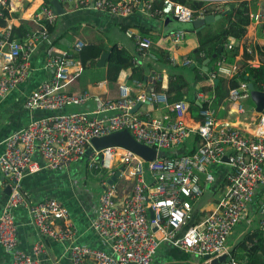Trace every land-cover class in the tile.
Returning a JSON list of instances; mask_svg holds the SVG:
<instances>
[{
  "label": "built area",
  "instance_id": "obj_1",
  "mask_svg": "<svg viewBox=\"0 0 264 264\" xmlns=\"http://www.w3.org/2000/svg\"><path fill=\"white\" fill-rule=\"evenodd\" d=\"M23 1L0 0V21L12 19L20 8L17 4ZM60 1L78 9H94L119 18L135 14L153 20L172 17L184 24L208 16H222L231 6L235 8L246 3L251 23L264 24V0ZM58 18L51 3L47 5L44 0L28 19L38 27L25 40L12 38V29L0 26V105L30 79L31 54L37 46L45 41L50 43L46 69L51 78L33 91L24 104L27 110L43 111L46 116L12 133L0 155V171L10 189L0 218V247L12 256L9 264H48L45 260L48 242H70L72 264H153L163 244H171L197 258L228 254V240L233 230L246 220L257 191L264 189V113L256 117L252 135L234 124L220 123L213 109H204L201 112L203 123L196 129H189L184 122L190 110L189 103L171 104L163 92L154 88L134 98L131 89L122 84L118 99L93 96L90 91L69 92L65 89L83 70L76 55H80L85 46L77 43L75 55L52 44L48 26L54 25ZM126 34L136 43L137 51L146 56L153 46L152 39L132 30ZM174 37L183 40L185 34L176 33ZM236 45L237 40L230 37L225 50L232 51ZM192 63L185 58L178 64L190 66ZM258 64L250 62L251 67H258ZM140 65L137 61L136 66ZM217 67L218 75L229 80L227 100L237 106V113H244L241 100L251 95L248 83L239 79L241 70L226 63L224 58ZM135 85H140L139 81ZM90 101L95 103L91 112L69 111ZM139 102L143 105L163 104L175 118L169 116L163 121L153 118L150 113H132ZM123 130L130 131L137 142L158 153L166 152L167 156L146 162L118 147L94 151L98 159L94 168L102 173L107 171L109 178L102 182L104 192L93 229L110 247V252L75 244L76 230L68 208L56 199L30 203L24 192V180L42 170L58 171L74 165L92 148L93 139ZM193 134H198L202 140L197 150L169 156L168 151H175ZM37 154L42 165L35 160ZM225 157L230 166L223 174L227 182L225 193L202 221L187 227L179 235L193 216L194 204L217 182L214 169L224 165ZM117 162L127 166L118 171L124 180L127 169L132 170L134 178L133 188L123 199L120 198V184H115L116 181L110 184L118 173L115 171ZM259 204L258 210L263 217L259 228L264 230V194ZM24 207L40 236V242L31 253L20 249L16 212ZM227 264L247 263L231 259Z\"/></svg>",
  "mask_w": 264,
  "mask_h": 264
},
{
  "label": "crops",
  "instance_id": "obj_2",
  "mask_svg": "<svg viewBox=\"0 0 264 264\" xmlns=\"http://www.w3.org/2000/svg\"><path fill=\"white\" fill-rule=\"evenodd\" d=\"M42 1L44 0H24L22 3H18L17 6L20 8L14 14H17L19 18L14 16L12 19L7 20L6 28L13 30L15 27L24 23L21 21H25L30 28V31L25 36L26 38L27 35L31 34L38 27L32 21H28V19L37 7L41 5ZM63 6L66 15L59 17L55 23L56 25L54 24L56 31L52 35V44L59 50L71 51L75 55L77 54L75 52V45L77 43H82L85 46L82 53L76 55L83 70L73 78V81L65 90L73 93L90 91L93 96L118 99L121 95L120 86L123 84L131 89V96L137 98L141 93L149 92L150 89L154 88V84H159L163 90H167L169 88L170 75L182 74L184 75L185 81L189 84V87L182 91V100L189 103L190 108L193 100L197 101L198 104L199 102L209 103L210 99L208 94L211 90L208 88H212V92H214V88L220 83V80L216 77L225 79L226 92L229 90V80L226 77L218 75V62L215 65L210 64L211 60H214L213 56L216 52L210 57L211 59H207L210 60L209 64L205 66L206 60L202 66H199L197 72H193L189 66H183L178 63L180 60L188 58L194 64L197 51L227 30L231 16L230 13L234 8L227 10L225 13L228 14L221 19L207 25L204 29L197 30L192 23H180L172 17L153 20L135 14L128 18H119L94 9H78L71 4H63ZM125 26H128L129 30L133 32L141 33V30L144 29L145 36L153 41V46L148 54L146 56H142L141 54L139 60L141 65L136 66L137 61L135 62V66L139 68L138 73L141 74L140 79L143 76L145 77L143 81L140 79L132 80L134 77L133 69H128L127 71L121 72L118 84L109 86L108 82L104 79V75H106L104 70L107 64L103 67L99 66L102 54L107 49L116 45L125 48L132 54L138 53L136 43L126 34L128 30L126 32L124 31ZM176 33H184L185 38L183 40H177L174 37ZM256 45L264 46V24L257 25L250 21L246 35L237 42L235 47L238 50V57L230 65L236 67L237 70L243 69V71L244 66L250 65V62H258V67H260L261 60L257 54L251 60L245 57L246 49ZM49 48L50 43L48 41L42 42L37 46L31 54L30 79L19 86L0 105V155L4 152L6 139L12 133L46 116V113L43 111L27 110L24 104L26 98L33 91L37 90L51 78L50 71L46 69ZM224 50L223 48V52ZM200 56L202 58L206 57V52H202ZM176 61L178 63H175ZM213 67H215L214 70ZM136 81H139L140 85H135ZM250 99L251 96L243 100L247 101ZM94 108V101H90L86 105L71 108L69 111L91 112ZM244 108V113H237V106L226 98L222 104L215 106V108L208 107L206 109H213L220 123L228 122L229 124H234L245 129L248 135H252L251 133L256 128L254 122L259 113L256 112V105L253 101L245 103ZM202 111L199 112V116H202ZM136 113H150L153 118H158L163 121H166L169 116L172 119L175 118L171 115L173 113L169 112L166 106L160 103L154 105L144 104ZM184 122L189 129H196L201 123L192 118L190 110L184 118ZM196 135L198 134L190 135L185 143L177 148L175 152L182 155L197 150L201 143L195 142ZM35 160L41 165L43 164L38 154L35 156ZM97 160L95 155L89 153L88 150L86 156L72 166H66L58 171L42 170L37 174L28 175L24 180L23 186L30 203L35 204L46 199H56L68 208L70 211V220L76 230L75 244L110 252V247L100 239L93 229V221L104 192L102 185L104 172L102 173L94 168ZM223 164L214 169L219 180H217L218 183L216 182L211 188H209L210 186L207 188L214 191L210 193L206 192L205 196L194 204L193 216L179 235H182L187 227L193 225L194 221L201 214L205 216L208 211L215 208L217 202L225 193L227 182L223 174L230 169V166L229 161L228 163L223 161ZM124 167L127 166L122 165L120 162L115 164V168L119 169V171H123ZM131 171V169H127L126 180L121 176L122 181L119 183L121 185V199L126 198L133 188L134 178L133 172L130 173ZM223 182L226 183V186L223 184L225 186L224 189L221 188ZM217 191H223L222 195L217 197ZM9 193V188L0 171V218L4 213ZM209 194L212 196H209ZM263 194L264 189L260 188L257 191L255 202L250 208L246 220L233 230L228 240L229 254L231 249H234L249 234L259 228L260 220L263 217L258 209ZM204 216L201 221L204 219ZM16 221L19 229L20 249L26 253H31L33 247L40 242V236L31 224V217L27 208H20L16 212ZM70 246V242H48L47 254L45 256L46 262L48 264H72L69 255ZM11 261L12 256L0 247V264H9ZM153 264H210V262L206 261L205 258L193 257L171 244H163L159 248Z\"/></svg>",
  "mask_w": 264,
  "mask_h": 264
},
{
  "label": "trees",
  "instance_id": "obj_3",
  "mask_svg": "<svg viewBox=\"0 0 264 264\" xmlns=\"http://www.w3.org/2000/svg\"><path fill=\"white\" fill-rule=\"evenodd\" d=\"M50 3H51L50 0H45V4L50 5ZM190 5L193 4L191 3ZM247 13H248V8L246 3L236 6L231 11L230 13L231 16L227 30L222 34H220L219 36H217L216 38H214L213 40H211L210 42L206 43L203 47L200 48V50L197 51V54L195 56L196 59L194 60L195 63L194 64L192 63L189 66V68L193 72H197L199 66H202L208 58L212 57V55L215 52H217L219 47L225 49V45L229 42L230 37L235 38L238 42L246 35L247 27L250 25V19ZM13 16L19 18L17 14L12 15V17ZM6 22L7 21L5 19L1 20L0 26L6 27ZM21 22L24 23L18 27H15L12 30V38L21 39V41H23L25 39L26 34L30 31V28L28 27L25 21H21ZM55 25L48 26L51 35H53L56 31ZM127 30H129V27L125 26L124 31L126 32ZM144 32H145L144 29L141 30V34L144 37H146ZM106 52L109 53V58L106 63L107 64L106 69L104 70V72L106 73V75H104V79L106 82H108L109 86H115L116 84H118V80L121 72L127 71L128 69H133L134 77L132 78V80L140 79L141 74L138 73L139 68L135 66V62L139 61L141 57V54H139V52L132 54L125 48H121L117 45L107 49ZM202 52H206V57L202 58L200 56ZM256 54L260 57L261 60L260 67L254 68L251 67L250 65H245L244 71L243 69L241 70L239 79L240 81L254 84L256 90L264 92V46L256 45L253 47H248L245 51V57L248 60H251L253 56ZM237 57H238L237 48L236 49L234 48L232 51L224 50L223 54L219 56L217 59L211 60L210 64L215 65L223 58L225 59L226 63L232 64ZM214 69L215 67H213V70ZM144 77L145 76H143L140 80L143 81ZM216 78L220 80V83L216 88H214V92H212V88H208L211 90V91L208 90L209 91L208 95L210 99L209 103L199 102L198 104V102L194 100L191 103L190 111L192 113V118L198 122L203 123L204 121L203 117L199 116L200 111L208 107L215 108V106L222 104L224 100L228 97L229 90H227L226 92V88H225L226 80L222 79L221 77H216ZM188 85H189L188 82H186L184 79V75L171 74L169 88L167 90H163L161 88V85L159 84H154V89L156 91L163 92L167 96L168 102L172 104L179 101H183L182 91L184 89H187L189 87ZM203 91L206 92L205 90ZM194 140L196 143L202 142L201 137H199L198 135L195 136ZM192 152L194 151H191L189 153ZM168 154L169 156L179 155L173 150L168 151ZM115 171L118 172L119 169H115ZM103 175H104V179L109 178V173L107 171L104 172ZM121 181H122L121 177H118L116 179L115 184H119ZM223 184H225L226 186V183L223 182L221 185L222 187L220 186L222 189L225 188ZM212 191L214 190L207 189L208 193ZM216 193H217V197H219L222 195L223 191H217ZM209 196L212 195L209 194ZM203 216L204 215L201 214L199 218H197V220L194 221V224L199 223ZM230 256L232 259H235L236 261L242 263L264 264V230L261 228L254 230L253 233L249 234V236L245 238L243 241H241L236 247H234V249L230 250Z\"/></svg>",
  "mask_w": 264,
  "mask_h": 264
},
{
  "label": "water",
  "instance_id": "obj_4",
  "mask_svg": "<svg viewBox=\"0 0 264 264\" xmlns=\"http://www.w3.org/2000/svg\"><path fill=\"white\" fill-rule=\"evenodd\" d=\"M51 5L55 9L59 17H64L66 15V11L60 0H51ZM233 8L234 6H231L230 10H232ZM227 14L228 13H225L222 16H208L204 19L194 21L192 25L197 30L204 29L207 25L214 23L215 21L221 19ZM222 52H223V48H219L216 54L213 56V59H216L219 55L222 54ZM108 58H109V53L104 52L101 56L99 66L100 67L105 66ZM209 62L210 60H207L205 63V66H207ZM216 82L218 81L216 80ZM248 88H249V92L251 95V99L256 105V112L259 114H263L264 113V92L256 90L254 84L252 83L248 84ZM142 106H143V103L139 102L132 109L131 112L136 113V111ZM112 147H118V148H122L127 151H130L134 153L135 155L139 156L140 158H142L146 162H152L156 160L158 157L164 158L167 156L166 152L158 153L156 150L137 142L136 139L132 136V134L128 130L119 131V132L112 133L110 135H107L101 138L93 139L92 148L89 149V153L93 154L94 151L101 152L104 149L112 148ZM223 161L228 163V157H225ZM120 176H121V173L118 172L117 175L110 180V184L112 185L116 181V179ZM204 258L206 261H209L210 264H227L231 260V256L229 253L219 256V257L205 256Z\"/></svg>",
  "mask_w": 264,
  "mask_h": 264
},
{
  "label": "rangeland",
  "instance_id": "obj_5",
  "mask_svg": "<svg viewBox=\"0 0 264 264\" xmlns=\"http://www.w3.org/2000/svg\"><path fill=\"white\" fill-rule=\"evenodd\" d=\"M177 25H178V23L177 22H175ZM248 101H251L252 102V100L250 99V100H247V101H241V103L245 106V103H247ZM121 186V185H120ZM215 205V204H214Z\"/></svg>",
  "mask_w": 264,
  "mask_h": 264
},
{
  "label": "bare ground",
  "instance_id": "obj_6",
  "mask_svg": "<svg viewBox=\"0 0 264 264\" xmlns=\"http://www.w3.org/2000/svg\"><path fill=\"white\" fill-rule=\"evenodd\" d=\"M130 173H132V171Z\"/></svg>",
  "mask_w": 264,
  "mask_h": 264
}]
</instances>
